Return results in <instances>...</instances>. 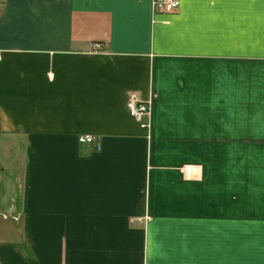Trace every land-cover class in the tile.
Here are the masks:
<instances>
[{
  "label": "crops",
  "instance_id": "crops-1",
  "mask_svg": "<svg viewBox=\"0 0 264 264\" xmlns=\"http://www.w3.org/2000/svg\"><path fill=\"white\" fill-rule=\"evenodd\" d=\"M0 264H264V0H0Z\"/></svg>",
  "mask_w": 264,
  "mask_h": 264
},
{
  "label": "built area",
  "instance_id": "built-area-1",
  "mask_svg": "<svg viewBox=\"0 0 264 264\" xmlns=\"http://www.w3.org/2000/svg\"><path fill=\"white\" fill-rule=\"evenodd\" d=\"M153 3L157 11L173 13L179 9L181 0H153ZM95 46L99 47L98 44H95ZM127 107L130 113L143 125L147 127L151 126V99H144L137 91L132 90L128 95ZM95 139V135L91 133L81 134L78 138L79 142L86 144L95 142ZM181 172L186 179H198L201 178L202 175V166L188 163L181 168ZM148 219H150L149 215L144 218H139L140 221Z\"/></svg>",
  "mask_w": 264,
  "mask_h": 264
},
{
  "label": "rangeland",
  "instance_id": "rangeland-1",
  "mask_svg": "<svg viewBox=\"0 0 264 264\" xmlns=\"http://www.w3.org/2000/svg\"><path fill=\"white\" fill-rule=\"evenodd\" d=\"M153 6H154V3H153ZM180 8V7H179ZM154 10L156 11V8H155V6H154ZM179 10V9H178ZM177 10V11H178ZM95 45V44H94ZM94 47H96V46H94ZM96 48H98V47H96ZM151 115H152V110H151ZM150 119H151V116H150ZM150 123H151V121H150ZM10 184H11V178H9L7 181H6V186H10ZM3 185H4V183H3ZM11 196L9 195V197H8V199L10 198ZM8 199H7V202H8ZM3 217L5 218V216H6V218L7 217H9V212L7 211V212H4L3 214Z\"/></svg>",
  "mask_w": 264,
  "mask_h": 264
}]
</instances>
